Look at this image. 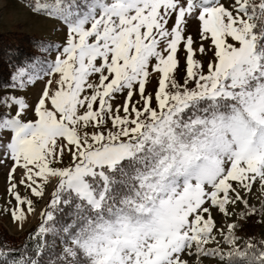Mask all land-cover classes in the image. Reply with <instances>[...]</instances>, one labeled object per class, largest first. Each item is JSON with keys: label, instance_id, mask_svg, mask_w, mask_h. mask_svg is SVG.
<instances>
[{"label": "snow or ice", "instance_id": "obj_1", "mask_svg": "<svg viewBox=\"0 0 264 264\" xmlns=\"http://www.w3.org/2000/svg\"><path fill=\"white\" fill-rule=\"evenodd\" d=\"M23 2L63 41L0 84V264H264V0Z\"/></svg>", "mask_w": 264, "mask_h": 264}, {"label": "rangeland", "instance_id": "obj_2", "mask_svg": "<svg viewBox=\"0 0 264 264\" xmlns=\"http://www.w3.org/2000/svg\"><path fill=\"white\" fill-rule=\"evenodd\" d=\"M0 31L17 32L19 34H27L35 37L38 44L34 45V50L47 59H53L55 52L53 51L49 54L41 51V44H56L63 41V36L60 31L54 30L51 24L46 22L42 17L33 16L20 0H0ZM42 87L43 84L38 82L34 91H30L26 94L27 97L29 99H34L36 93H38ZM5 173L6 170H0V207H3V200L6 199V197L3 196ZM245 198L249 199L251 204L259 207L261 203H264V190H261L259 184L257 183L254 186L253 191ZM37 218L33 220L32 226L36 224ZM217 224H219V220H217ZM0 226L5 228L8 233L13 236L21 235L28 230L26 227L24 231H20L18 226L12 222L10 216L4 213H0ZM259 226L261 236L264 234V225L259 224ZM238 240L237 246H239L242 241L240 233H238ZM209 246L212 247L214 245ZM224 251L227 252V248H225ZM204 264H219V261L205 260Z\"/></svg>", "mask_w": 264, "mask_h": 264}, {"label": "trees", "instance_id": "obj_3", "mask_svg": "<svg viewBox=\"0 0 264 264\" xmlns=\"http://www.w3.org/2000/svg\"><path fill=\"white\" fill-rule=\"evenodd\" d=\"M22 3L23 0H20ZM38 41L35 37L29 36L27 34H19L17 32H3L0 31V84H2L8 77V75L16 68L18 65H25L31 63L33 58H39L40 60H46L44 56L38 54L34 50V45H37ZM37 70L39 67L37 66ZM60 213H57L58 219L60 218ZM37 222L32 228L37 226ZM259 223H251L246 226L245 231L240 233L242 237L241 244L238 246H243L246 239H254L257 245L261 242V236L259 232ZM27 231L18 236H13L8 233V231L0 226V241L6 242L10 246H20L22 241L27 239ZM51 237H49V242L51 243ZM58 243V241H57Z\"/></svg>", "mask_w": 264, "mask_h": 264}]
</instances>
